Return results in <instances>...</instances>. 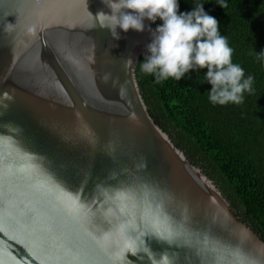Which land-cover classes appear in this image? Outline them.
Segmentation results:
<instances>
[{"label": "water", "instance_id": "1", "mask_svg": "<svg viewBox=\"0 0 264 264\" xmlns=\"http://www.w3.org/2000/svg\"><path fill=\"white\" fill-rule=\"evenodd\" d=\"M101 11L0 0V264H264L261 238L148 113L135 71L155 23L113 39Z\"/></svg>", "mask_w": 264, "mask_h": 264}, {"label": "trees", "instance_id": "2", "mask_svg": "<svg viewBox=\"0 0 264 264\" xmlns=\"http://www.w3.org/2000/svg\"><path fill=\"white\" fill-rule=\"evenodd\" d=\"M203 2L218 21L220 34L233 49L232 61L254 77L251 94L240 105L209 103L211 85L203 84L207 69L185 74L179 81L155 84L136 65V80L148 113L191 164L211 179L237 216L264 242V0H178V12ZM162 21L156 20L154 28ZM255 53V54H254Z\"/></svg>", "mask_w": 264, "mask_h": 264}, {"label": "clouds", "instance_id": "3", "mask_svg": "<svg viewBox=\"0 0 264 264\" xmlns=\"http://www.w3.org/2000/svg\"><path fill=\"white\" fill-rule=\"evenodd\" d=\"M102 3L110 14L98 12L96 19L101 28L109 29L113 39H119L117 28L124 33L130 29L139 33L145 30V19L152 23L162 21L154 30L149 29L151 41L146 45L144 61L139 64L140 71L151 75L155 84L169 79L177 82L190 71L206 68L200 83L211 85L206 93L214 106L240 105L245 94L254 91V77L246 76L244 69L233 63V49L226 36L220 34L218 21L204 11L203 2L195 3L188 12H178V0H102ZM215 3L222 9L228 7V0ZM255 56L264 64V49ZM132 63V58L126 59L125 68ZM151 264L170 262L162 253L159 260L151 258Z\"/></svg>", "mask_w": 264, "mask_h": 264}, {"label": "snow or ice", "instance_id": "4", "mask_svg": "<svg viewBox=\"0 0 264 264\" xmlns=\"http://www.w3.org/2000/svg\"><path fill=\"white\" fill-rule=\"evenodd\" d=\"M27 172H31V166L30 165H25V168L23 169ZM39 187H43V185H40ZM123 195L124 194H119L117 196V199H120V198H123ZM61 204H62V210L70 217L72 218L73 220H76L78 219L80 216H81V207L78 206L75 202V200H62L61 201ZM152 222H153V226L154 227H157L158 223H159V215H154L152 216ZM164 233L167 234L168 238H172L173 236H182V235H185L184 233H181V232H171L168 230V228H164L162 230ZM47 239V236L45 235V230H42L41 232V235L39 237V240L41 241V243H43V241H45ZM132 247L135 248V244L133 243L132 244ZM45 251H48L47 248L44 249ZM53 258H56V259H59L61 258L60 256L58 255H53Z\"/></svg>", "mask_w": 264, "mask_h": 264}]
</instances>
